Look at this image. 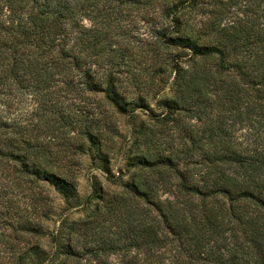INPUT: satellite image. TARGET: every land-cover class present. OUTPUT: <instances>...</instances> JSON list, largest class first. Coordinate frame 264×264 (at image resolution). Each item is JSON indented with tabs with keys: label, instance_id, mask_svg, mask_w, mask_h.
<instances>
[{
	"label": "trees",
	"instance_id": "trees-1",
	"mask_svg": "<svg viewBox=\"0 0 264 264\" xmlns=\"http://www.w3.org/2000/svg\"><path fill=\"white\" fill-rule=\"evenodd\" d=\"M109 110L151 114L127 140L128 180L47 232L79 158L109 163ZM114 255L264 264V0H0V264Z\"/></svg>",
	"mask_w": 264,
	"mask_h": 264
},
{
	"label": "rangeland",
	"instance_id": "rangeland-1",
	"mask_svg": "<svg viewBox=\"0 0 264 264\" xmlns=\"http://www.w3.org/2000/svg\"><path fill=\"white\" fill-rule=\"evenodd\" d=\"M88 25V23L86 22ZM146 29L143 28V31ZM157 88L167 95L169 85L167 82H160L157 79ZM169 95V94H168ZM150 97L148 106L156 115L161 111L157 108L155 101L159 98ZM115 126V135L112 139L109 163H103L96 152H90L79 158L78 167L75 170V180L77 184L76 195L70 198L71 206L65 204V200L58 194H51V213L50 218L44 223L47 232L53 231L60 226L61 220H66V225L71 222H80L88 220L89 215L100 205L101 200L97 197L102 195L100 190L108 193H119L122 191L121 185L115 180L123 179L127 181L130 176L128 168V156L126 154L127 140L134 138V129H137L142 123L151 124V114L149 112H138L135 123H130L127 117L109 110ZM126 147V148H125ZM109 169L106 173L105 169ZM41 246L50 252L52 244L47 238L41 239ZM109 264H121L119 256L108 258Z\"/></svg>",
	"mask_w": 264,
	"mask_h": 264
}]
</instances>
